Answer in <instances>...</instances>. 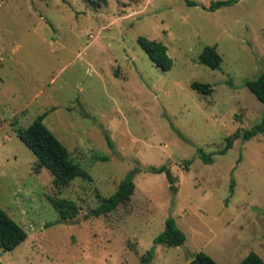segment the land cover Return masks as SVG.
Here are the masks:
<instances>
[{"label": "rangeland", "instance_id": "obj_1", "mask_svg": "<svg viewBox=\"0 0 264 264\" xmlns=\"http://www.w3.org/2000/svg\"><path fill=\"white\" fill-rule=\"evenodd\" d=\"M193 1L0 0V206L28 232L14 250L0 244V264H145L151 249L147 264H187L201 251L220 264L251 251L264 259V133L221 153L264 119L246 85L264 71V0L216 11ZM140 36L167 46L171 69ZM206 45L217 46L221 68L200 62ZM44 112L92 179L60 190L49 169L36 171L17 129ZM131 175L130 201L90 216ZM50 194L75 201L77 217L62 219ZM170 217L185 248L156 244Z\"/></svg>", "mask_w": 264, "mask_h": 264}, {"label": "trees", "instance_id": "obj_2", "mask_svg": "<svg viewBox=\"0 0 264 264\" xmlns=\"http://www.w3.org/2000/svg\"><path fill=\"white\" fill-rule=\"evenodd\" d=\"M189 5H197L193 0H186ZM237 0H212L209 6H204L210 11L232 5ZM138 43L150 56V58L162 69L169 70L173 66V59L168 53L167 46L157 39H151L147 36H140ZM200 62L213 68H221L223 56L218 51L216 45H206L199 56ZM246 85L264 104V71L255 79L246 81ZM193 89L208 95L213 93L214 88L209 83L193 82ZM48 112L40 114L32 124L22 129H17L19 138L35 153L37 156L36 171H40L45 167L54 175V184L62 190L68 186L76 177L83 179H92L90 172L84 168L79 160L74 156V153L54 134V132L46 125L45 118ZM264 133V119L246 130H238L233 135L228 137L227 146L221 151L225 153L232 148L236 139L244 137L250 139L254 136ZM108 137V135H107ZM109 138V137H108ZM110 141V140H109ZM112 144V142H109ZM201 157L206 163L213 162L212 154L205 153L200 150ZM107 159L106 156H102ZM188 161L187 163H189ZM166 168H153L154 171H164ZM136 189V184L132 175L126 177L118 186L115 193L109 197L102 198V202L98 207L90 210V216L99 217L106 215L118 206L126 204L130 201ZM101 196V195H100ZM49 199L54 207L60 213L64 220L77 217L79 208L75 201L67 198H57L50 194ZM102 197V196H101ZM28 238V232L17 223L1 206H0V244L5 251L14 250ZM156 244L165 246H180L186 241L185 233L178 227L175 219L172 217L167 219L166 228L156 238ZM155 255V250H148L142 255V262L150 263ZM187 264H220L211 255L206 252H199ZM239 264H264V259L256 251H251Z\"/></svg>", "mask_w": 264, "mask_h": 264}, {"label": "water", "instance_id": "obj_3", "mask_svg": "<svg viewBox=\"0 0 264 264\" xmlns=\"http://www.w3.org/2000/svg\"><path fill=\"white\" fill-rule=\"evenodd\" d=\"M166 174H167V177H168V180H169V182H170V184H174V178H173V176H172V171L170 170V169H168L167 171H166ZM182 248H185V246H184V244H181L180 245Z\"/></svg>", "mask_w": 264, "mask_h": 264}]
</instances>
